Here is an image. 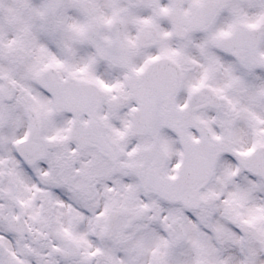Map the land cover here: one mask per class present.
<instances>
[{
    "label": "snow or ice",
    "instance_id": "snow-or-ice-1",
    "mask_svg": "<svg viewBox=\"0 0 264 264\" xmlns=\"http://www.w3.org/2000/svg\"><path fill=\"white\" fill-rule=\"evenodd\" d=\"M0 264H264V0H0Z\"/></svg>",
    "mask_w": 264,
    "mask_h": 264
}]
</instances>
